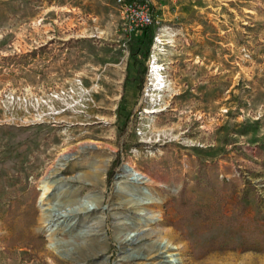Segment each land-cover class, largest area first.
Returning a JSON list of instances; mask_svg holds the SVG:
<instances>
[{"label":"rangeland","instance_id":"1","mask_svg":"<svg viewBox=\"0 0 264 264\" xmlns=\"http://www.w3.org/2000/svg\"><path fill=\"white\" fill-rule=\"evenodd\" d=\"M138 1L159 20L146 58L116 0H0V264H154L165 243L177 264H264V0ZM70 198L102 208L62 217Z\"/></svg>","mask_w":264,"mask_h":264},{"label":"bare ground","instance_id":"2","mask_svg":"<svg viewBox=\"0 0 264 264\" xmlns=\"http://www.w3.org/2000/svg\"><path fill=\"white\" fill-rule=\"evenodd\" d=\"M153 66H154V71L152 73V78H151L152 84L155 87L164 85L165 81L162 78L163 74L160 71L161 66L158 65L156 60L154 61ZM96 173H98V174L92 176L95 179L100 177V172H96ZM136 174H139V175L136 176ZM120 175L122 178H128L129 181H131V182L142 183L144 181V177L141 176V174L139 172L136 173V171L133 168L132 169L124 168ZM51 188H52V183H50L49 181H44V183L42 185V195L40 198V201L43 202V205L47 204L49 194L51 193ZM124 189H130V188L128 186H126V187H124ZM157 199L158 198L150 190L141 192V196L138 198L136 203H134L136 211L138 212V217H139L138 223L144 224L146 227H149L153 222L160 219V214L154 213L153 210H151L147 207L148 204H150L152 201H155ZM58 204H59V213L58 214L61 215L62 217H66L67 213H69L68 212V210H70L69 208H72L73 206H77L75 208L76 210H74V211H79V212H83V213L95 212L96 210H100L102 208L99 198H86L84 200H82V199L81 200H79V199L75 200V199L70 198L66 201H63V202L61 201ZM55 206L52 205L50 207V210H49V208H46V209L43 208L42 216H43L44 221H48L49 217L54 212L57 213L56 210L54 209ZM70 211L72 212L73 210L71 209ZM70 222L71 221L66 223L65 226L70 225ZM132 233H136V232L135 231L133 232L132 230H126L125 232L118 233V236H117L118 242H120L121 244L128 243L129 241L132 240V236H131ZM55 243L56 242L53 241V244H55ZM172 248H175V246H173L171 243H165V245L162 248V251L160 252V255L164 253V254H166L165 256H169V259L168 260H160L154 264H166V263H163V261H166L167 264L168 263L169 264H177L179 259L176 257V253L169 250ZM143 258L148 260L150 258V256L148 254H144Z\"/></svg>","mask_w":264,"mask_h":264},{"label":"built area","instance_id":"3","mask_svg":"<svg viewBox=\"0 0 264 264\" xmlns=\"http://www.w3.org/2000/svg\"><path fill=\"white\" fill-rule=\"evenodd\" d=\"M122 13L126 29L130 33L142 31L146 26L159 23L148 1L116 0Z\"/></svg>","mask_w":264,"mask_h":264},{"label":"trees","instance_id":"4","mask_svg":"<svg viewBox=\"0 0 264 264\" xmlns=\"http://www.w3.org/2000/svg\"><path fill=\"white\" fill-rule=\"evenodd\" d=\"M157 24H152V25H149V26H146L142 29L143 31V36L141 38V41H140V47H139V51L142 53H145L146 57H149L151 51V47L153 46V44L155 43L156 41V36H157ZM136 54V53H135ZM136 58H137V54L135 55ZM144 72L140 69V67H138V72ZM144 79V76L142 77ZM119 161V162H118ZM116 163H121V161L119 160V157L118 159L116 160ZM109 176L112 178L114 176V172H111L109 174ZM181 194L184 195V191L181 190ZM181 206L179 207L180 209H182L184 206L187 205V202L185 200H181Z\"/></svg>","mask_w":264,"mask_h":264},{"label":"water","instance_id":"5","mask_svg":"<svg viewBox=\"0 0 264 264\" xmlns=\"http://www.w3.org/2000/svg\"><path fill=\"white\" fill-rule=\"evenodd\" d=\"M154 71V66L152 65V69H151V74L153 73ZM151 86H153L152 82L150 83ZM123 168H126V169H132V167H130L129 165L125 164L123 166ZM137 173V172H136ZM139 174H136V176H138ZM119 174H116V177H118ZM136 233H132L131 236H135Z\"/></svg>","mask_w":264,"mask_h":264}]
</instances>
